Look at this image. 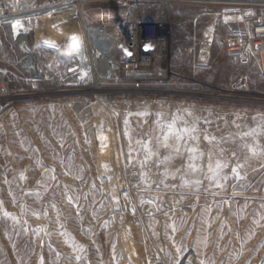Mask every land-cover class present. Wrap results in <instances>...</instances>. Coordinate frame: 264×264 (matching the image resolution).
<instances>
[{
	"label": "rangeland",
	"instance_id": "1",
	"mask_svg": "<svg viewBox=\"0 0 264 264\" xmlns=\"http://www.w3.org/2000/svg\"><path fill=\"white\" fill-rule=\"evenodd\" d=\"M205 6L175 8L166 76L118 84L101 78L82 22L71 23L86 73L108 84L65 100L15 97L0 113V264H264V130L244 135L264 125V74L218 54ZM213 38L208 65L194 69ZM44 52L49 61L55 49ZM18 63L4 29L0 64ZM11 78L13 91L24 87ZM176 116L178 128L196 126L179 151L172 136L163 146L162 125ZM217 161L228 167L213 180Z\"/></svg>",
	"mask_w": 264,
	"mask_h": 264
},
{
	"label": "built area",
	"instance_id": "2",
	"mask_svg": "<svg viewBox=\"0 0 264 264\" xmlns=\"http://www.w3.org/2000/svg\"><path fill=\"white\" fill-rule=\"evenodd\" d=\"M89 2H119L121 5L113 22L88 24L84 21V14L85 5ZM197 2L204 3L208 14L214 17L218 35L215 39L219 37L221 44L218 54L264 74V0H0V43L4 29H7L19 56L18 72L0 64V113L13 105L15 97L35 99L55 96L65 100L74 92L86 90L81 86L89 85L77 81L84 64L79 59L73 60L71 54L68 55L70 62L63 65L56 62L58 65H54L52 58L48 61L45 52V57L39 55L54 47L30 51V45H35L29 41L30 34L35 31V18L48 13L52 16L63 13L67 14L69 21L82 22L94 68L102 79L118 84L124 78L167 75V59L173 49V33L168 25L176 24L175 8L178 5ZM17 22L22 24L19 34L14 29ZM196 25L191 36L195 45L200 41L195 37ZM22 35L26 37L25 42L20 38ZM213 45L214 38L207 60L198 62L194 69L208 65ZM199 54H202L201 49ZM12 75L24 83V87L15 89V92L11 89Z\"/></svg>",
	"mask_w": 264,
	"mask_h": 264
},
{
	"label": "bare ground",
	"instance_id": "3",
	"mask_svg": "<svg viewBox=\"0 0 264 264\" xmlns=\"http://www.w3.org/2000/svg\"><path fill=\"white\" fill-rule=\"evenodd\" d=\"M51 14L52 13H48V14L42 15L41 17H37L33 20V27L35 29V32L37 33L36 34L37 40H36L35 45H33V46L30 45V49H31L30 51L36 52V50H38V48H43V47H47V46L50 48V46H52L55 48V52H54L53 57L51 59L52 61L64 62L66 58L69 59L68 55L71 54L73 60L79 59V61H81L82 63H84V62L87 63L88 62V56H86V53H85L86 50H85V52L83 51L84 48H83L82 40L78 37L79 35L75 36L76 35L75 31L72 29L73 27H72L71 23H73L74 21H69L67 19V14L59 13L58 15H55V16H52ZM77 24H79V23H77ZM21 25L22 24H20L18 22L14 23V29H15L16 34H19V29L21 28ZM20 38L25 42V40H26L25 35L20 36ZM66 43H70V45L72 46L71 52L70 53L64 52L62 55L61 50L65 46H67ZM22 45H23V43H22ZM24 46H26V45L24 44ZM201 48H202V56L201 57H203V60L206 61L208 58L210 49H211L210 41L204 40L202 42ZM55 56L57 58H54ZM77 81L79 83H88L91 87H94V89H96L98 91L102 90V87L93 81V77L86 73L85 66H83L82 73L79 77V80H77ZM96 119L98 120V116L96 117ZM108 119H109V116H106L104 118L102 124H106L108 122ZM106 147L104 146V148H106ZM128 225L129 224H127V226ZM126 231H127L126 234L129 236L131 235V239H134L133 235H132V231L131 232H129L128 230H126ZM186 261L192 262V255L189 254ZM193 264H194V262H193Z\"/></svg>",
	"mask_w": 264,
	"mask_h": 264
},
{
	"label": "snow or ice",
	"instance_id": "4",
	"mask_svg": "<svg viewBox=\"0 0 264 264\" xmlns=\"http://www.w3.org/2000/svg\"><path fill=\"white\" fill-rule=\"evenodd\" d=\"M129 115H132V114L130 113ZM137 115H148V113L147 112H142V113H137ZM179 119H181V117L176 116L171 122H168L165 125H162V127H166L167 128V132L164 134V137H163V146L164 147L168 146L167 142L169 140V137L172 136L177 141L176 151H179V143H180V141H183L185 139L186 135L189 136L192 139H196V137H193L191 135L193 132L196 131L195 124H193L192 127L178 128L177 127V120H179ZM261 120L264 121V117H261ZM126 123H127V121H126ZM261 130H264V125H258L257 128L250 129L249 132L245 133L244 135H252L253 133H256V132L261 131ZM205 139H214V137L209 138V137L206 136ZM144 148L146 150L150 151V149L148 148V144L147 143L144 144ZM189 151L192 152V153H196L197 150L195 148H192V149H189ZM198 158L199 157H197L195 155H193V157H192L193 160L198 159ZM165 159H167V157ZM190 166L193 168V170L196 169V165L195 164L190 165ZM226 167H228V165L226 163H222L220 161H217L216 162V168H215V170H213V175H212L211 179L217 180L219 175H220L221 170L223 168H226ZM232 171H233V173L236 174L237 178H240L239 177V173L237 172L236 168H233ZM195 183L198 184L199 181H195ZM218 186H220V185L218 184ZM4 215L5 216H10L11 214L5 212ZM41 264H42V261H41Z\"/></svg>",
	"mask_w": 264,
	"mask_h": 264
},
{
	"label": "crops",
	"instance_id": "5",
	"mask_svg": "<svg viewBox=\"0 0 264 264\" xmlns=\"http://www.w3.org/2000/svg\"><path fill=\"white\" fill-rule=\"evenodd\" d=\"M113 7L112 4H99L97 3L95 6L86 7V11L84 14V21L88 24L93 22L107 21L113 22L115 12L119 8ZM209 56V55H208Z\"/></svg>",
	"mask_w": 264,
	"mask_h": 264
}]
</instances>
